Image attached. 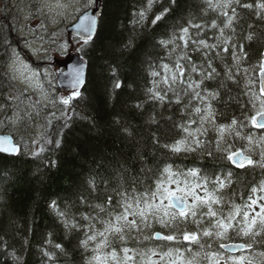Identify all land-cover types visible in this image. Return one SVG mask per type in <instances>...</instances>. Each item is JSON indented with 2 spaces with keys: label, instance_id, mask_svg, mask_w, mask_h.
I'll return each mask as SVG.
<instances>
[{
  "label": "trees",
  "instance_id": "trees-1",
  "mask_svg": "<svg viewBox=\"0 0 264 264\" xmlns=\"http://www.w3.org/2000/svg\"><path fill=\"white\" fill-rule=\"evenodd\" d=\"M217 2L223 0H212ZM262 2L240 0L239 5L233 3L223 10L228 14L225 16L220 9L209 7L208 0H101L98 32L80 48L88 62L87 81L80 95L70 100L65 111L49 116L47 128L31 150L22 149L18 155L0 153V264H89L96 254L95 243L85 247L84 241L91 234L90 225L93 230L101 229L99 219L107 218L100 208L122 211L125 193L129 197L151 193L161 181L167 187L166 168L180 174L176 177L180 181L187 178L190 185L203 186L206 180L208 190L221 199L213 205L218 217L240 207L241 215L234 221L240 227L253 188L264 185L261 146L257 143L264 130L252 126L254 113L249 103L251 92L259 90L260 65L264 63V10L256 7ZM245 3L253 7H242ZM233 8L232 26L225 28ZM16 18L8 0H0V74L17 47L29 57ZM213 21L217 27L212 26ZM184 28L188 29L187 36ZM182 36L188 41L187 47ZM227 37L231 39L228 52H224L220 41ZM201 39L220 46L208 51L194 43ZM206 51L218 75L204 80L201 95H219L216 100L192 99L189 104L183 89L188 79H203ZM233 52L246 56L239 70ZM181 56H190L191 61ZM177 63L184 69L185 83L178 79L169 87L163 78H171ZM164 65H168L167 72ZM194 65L195 73L191 71ZM155 92L164 99L156 98ZM177 95L180 103L176 102ZM207 103L212 105L214 122L204 125L207 132L199 136L201 146L195 151H173L172 145L187 135L182 125L196 119V124L188 125L189 130L201 127L194 108L205 110ZM233 120L237 121L234 130L229 128L221 136L219 126H230ZM236 130L240 137L235 136ZM248 136L253 137L251 144ZM229 144L231 148L225 151ZM237 149H245L255 163L239 167L229 161L227 155ZM191 170L197 171L198 177L188 176ZM217 180L223 181V188ZM255 194L264 197V191ZM206 211V206H201L196 218L178 217L167 227L149 217L148 227L141 224V232L131 233L124 241L113 240L104 252L115 249L122 255L124 247L136 252L155 249L158 253L179 249L187 256L185 250L190 249L201 254L200 264H209L203 258L206 252L217 253L221 264H233L231 258L240 255L261 260L264 233L256 237L251 249L227 254L221 243L247 244L252 240L238 236L235 228L227 238L205 237L204 229L215 231L216 219L202 215ZM158 231L176 239L157 240L153 237ZM185 232L198 234V242L185 241Z\"/></svg>",
  "mask_w": 264,
  "mask_h": 264
},
{
  "label": "snow or ice",
  "instance_id": "snow-or-ice-1",
  "mask_svg": "<svg viewBox=\"0 0 264 264\" xmlns=\"http://www.w3.org/2000/svg\"><path fill=\"white\" fill-rule=\"evenodd\" d=\"M209 7L215 9H220L222 14L227 16V12H224V9L230 8L233 3L240 4V0H223V3L217 2L212 3V0H208ZM244 8H252L251 4H242ZM256 7L264 10V2L256 5ZM233 16L228 17L227 22L225 23V28H231L233 17L235 16V9H232ZM264 15V13H262ZM143 16V14H141ZM160 17L157 16L158 20ZM96 18L90 15H84L79 19V23L75 25V28L78 32L85 34L83 39L85 43L88 42L92 38V34L96 28ZM213 27H217L216 22H212ZM196 27H199L197 25ZM234 31V29H232ZM185 36H187L188 29H182ZM221 36H223L224 28L220 29ZM252 37L249 36L250 40ZM181 40H184V46L187 47L188 41L184 39V37H180ZM231 37L224 38L220 43L224 45V52H228V42ZM162 43H165L162 41ZM194 43H198L202 45L204 49L208 51H212L220 46V44H208L205 40L201 39L199 41H194ZM241 50L243 46H240ZM219 57V53L216 54ZM205 57L207 60V69H202L201 72L203 74V79L199 82L195 80L188 79L187 86L183 89V95L189 97L188 103L191 104L192 99H198L203 101L206 100H216L218 97L217 92H209L208 96L201 95V85L204 80H211L215 75H218L216 72V68L213 67L212 58L208 56L207 51L205 52ZM181 59H188L191 61L190 56H181ZM246 56H237L235 52L232 54V59L236 62V67L239 70V63L242 59H245ZM164 68L167 72L168 65H164ZM192 72H197V68L194 65L191 69ZM247 72V69H245ZM69 75L72 77V87L77 89V86L83 83V69L82 68H74L71 69ZM153 75H159V73H153ZM228 78L230 80L233 79L231 72L229 71ZM179 79L180 83H185L184 80V69L183 67L177 63L176 64V72H174L171 78L168 75H165L163 78V83L169 85L171 87L172 84H175ZM117 87L120 85L117 84ZM248 85H246L247 87ZM201 89V90H198ZM247 94V93H246ZM80 92L75 90L72 92L71 96L68 98H62V103L64 105H68L70 100L78 97ZM156 98L164 99L163 96L160 95L159 92L154 93ZM177 103L181 102L180 95H177L176 99ZM249 103L252 105L253 115L250 117V121L253 127L264 129V63L260 65V82H259V90L258 92L252 91L251 98ZM194 113L199 115V123L201 127L195 129V131H190L188 125L196 124V119H190L188 121V125H182V130L187 133L185 138L176 141L174 145H172V150L179 152L181 150L184 151H195L196 148L201 146L202 141L199 139V136L206 134L207 128L204 127L206 123H213L214 116L212 112L211 103H207V107L205 110H202L201 107H195ZM237 125V121L233 120L230 126L220 125L217 131L223 136V133L227 131L229 128H233ZM235 136L240 137L241 133L236 130ZM246 139L251 144L253 142V137L248 136ZM261 146L260 150V164L264 167V137H261L257 142ZM219 141H217V148L219 150ZM231 148L229 144L225 151ZM18 146L15 145L12 141V138L7 135H0V152L3 153H18ZM245 149H237L235 151H231L227 155V159L231 161L233 164H237L239 167H245L246 165H253L255 161L250 157L244 155ZM165 172L168 173L166 177V182L170 184H176V189L173 191L169 187H165L164 181H161L157 184L156 190L151 193H143L141 195H132L128 196L127 193L124 194V203L121 206L122 211L113 212L112 209H105L103 207L100 208V212H104L106 215L105 218L99 219V224L101 225V229L93 230V227L90 225L91 234L88 235L87 240L84 241L85 247L88 246L89 242H94L95 247L93 251L96 253L92 257V261L89 264H200V256L199 252H191L190 249H186L185 251L189 253V255H185L184 252H181L179 249L172 250L169 249L166 252L158 253L155 249H150L147 252H136L134 249L124 247L122 249V255L118 254V252L113 249L112 251L105 253L104 249L111 246L113 240L124 241L131 236L133 232H141V224L144 227H148L149 217L153 219H158L159 222L167 227L169 224H174L178 217L184 218L185 220L191 215L193 218L198 216V209L201 206H206L207 211L203 212L202 215L208 216L215 219L214 229L215 231L204 229L203 235L205 237H211L215 235L221 239L229 237V232L231 229L236 230L238 236L249 237L252 240V243L241 244V245H227L220 244L221 248H245L251 249L253 247V243L256 242V237L260 236L261 233H264V204L259 203V197L256 199L249 198L250 203H248L245 207L248 209L243 211L242 213V221L240 222V227H236L234 221H236L237 216L241 215V208L236 207L235 211L230 210L228 214L225 216L222 213L218 217V213L213 209L214 204H219L221 199L215 196L214 192L209 191L207 188V181L205 180L204 185L202 186L199 183L190 185L187 178L184 181H180L176 179V177L180 174L172 173L170 169H165ZM193 178L198 177V172L195 170H191L188 174ZM219 186L221 188L224 187L223 181L217 180ZM181 183L184 184L181 187ZM203 187L204 195L201 196L196 192L197 188ZM254 193L257 191H264V185H261L259 189L253 188ZM179 193V194H178ZM182 194V195H180ZM191 196L192 203L189 204L185 197ZM157 198H159V203L156 202ZM167 201V204H165ZM111 203V197H109V204ZM259 207V211L256 212L255 208ZM254 212V215L251 213ZM194 223H199V220L194 219ZM153 238L162 239L165 241H174L176 237L174 235H165L161 236L160 233H156ZM145 239H149V237H145ZM183 239L188 242H198L199 236L196 233H188L185 232L183 234ZM264 242V241H262ZM60 247V245H57ZM210 247V246H209ZM159 256V260H154L152 257ZM261 260L256 261L254 258H250L249 256L241 255L239 257H232L233 264H264V253H260ZM137 257L139 259H137ZM203 258L209 261V264H221V258L217 253H204ZM224 264H227V261H224Z\"/></svg>",
  "mask_w": 264,
  "mask_h": 264
},
{
  "label": "rangeland",
  "instance_id": "rangeland-1",
  "mask_svg": "<svg viewBox=\"0 0 264 264\" xmlns=\"http://www.w3.org/2000/svg\"><path fill=\"white\" fill-rule=\"evenodd\" d=\"M8 4L17 15L18 31L27 40L32 59L17 47L12 52L9 76L0 74V133H12L23 149L31 150L47 128L49 116L65 111L62 98L72 94L58 87L56 74L63 67L54 60L79 52L85 41L69 35L66 25L94 6L95 0H8ZM167 187L175 191L176 184ZM196 192L204 195L202 188ZM251 198L258 196L254 193ZM186 199L192 200L191 196ZM259 203L264 204V197ZM255 211H259L258 206Z\"/></svg>",
  "mask_w": 264,
  "mask_h": 264
},
{
  "label": "water",
  "instance_id": "water-1",
  "mask_svg": "<svg viewBox=\"0 0 264 264\" xmlns=\"http://www.w3.org/2000/svg\"><path fill=\"white\" fill-rule=\"evenodd\" d=\"M84 15L94 16L96 18V21H97L95 31L93 32L92 38L90 39V40H92L96 36V34L98 32V29H99V22H100V15H101V0H96V6L94 8H90L89 10L84 12L82 15H80L76 22H74V23H72V24L67 26V31H68L69 34L76 35V36H78V37L83 39V36L85 34H82V33L78 32L76 30V28H75V25L77 23H79V19L82 16H84ZM55 63L60 65V66H62V67H64V70H62L61 72H59L57 74V82H58V85H59L61 90H63V91L79 90L80 91V90H82L84 88V86L86 84V81H87L88 62H87V60L85 58H83L81 56V54L79 52H72L69 55H67V57L64 58V59L55 60ZM74 68H82L83 69V83L78 85L77 89H74L72 87V77H71V75H69L70 70L74 69ZM0 135L10 136L12 138L13 143L15 145H17L18 149H19L18 153H4V154H7V155H18L20 153L22 147H21V145L19 143L16 142L14 136L11 133H0ZM0 153H3V152H0ZM244 155L250 156L245 151H244ZM156 233H160L161 236H165L164 233H162L161 231H158ZM156 239L157 240H161V239H158V238H156ZM223 244H227V245L231 246L233 244L241 245V244H246V243L245 242H241V241H231V242H226V243H223ZM223 250L226 253H229V254H237V253L243 252V251H245L247 249L229 247V248H223Z\"/></svg>",
  "mask_w": 264,
  "mask_h": 264
}]
</instances>
